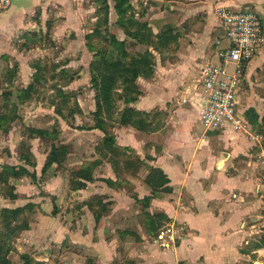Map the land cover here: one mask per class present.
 Listing matches in <instances>:
<instances>
[{"label": "crops", "instance_id": "crops-1", "mask_svg": "<svg viewBox=\"0 0 264 264\" xmlns=\"http://www.w3.org/2000/svg\"><path fill=\"white\" fill-rule=\"evenodd\" d=\"M80 1L12 0L10 7L0 12V57L6 53L4 50H8L10 35L26 28L28 18L36 11L42 16L56 14L65 17L66 30H80L81 18L87 13L80 7ZM134 3L138 4V10L145 7L144 20L154 33L157 34L163 26L168 27L169 42L165 60H156L154 77L138 81L142 84L143 94L133 105L137 111L151 113L152 126L157 129L142 133L150 139L142 141V138L131 140L130 135L122 138L128 128L121 127L122 140L116 137V141L118 146L135 150L136 155H142L141 151L146 149L144 156L153 159L149 165L162 170L168 178L171 192H158L150 201V211L167 216L169 224L163 228H173L179 224L184 233L174 237L168 250L161 249L158 244L159 249L155 242L151 255L147 256L141 248L145 245L143 241L146 236L153 235L145 232L146 236L134 237L135 243L130 248L129 256H139V259H135L136 264H244L253 261L255 255L264 256V246L258 249L243 246L248 245V236L253 234L251 231L256 227L255 223H250V227L244 228L247 219L251 221L255 207L264 204L252 200L255 194H264V165L262 177L258 179L248 159L255 144L232 137L230 128L205 133L201 125L198 128L196 111L189 104L181 102L192 89L201 67L214 62L218 48L225 46V40L221 38L223 32L218 10L254 11L262 19L264 33V0H134ZM136 20L139 21L137 13ZM118 30L123 36L119 40H123L124 33L120 27ZM245 73L248 86L246 84V95L240 97L239 103L243 107L240 111L244 113L250 108L254 109L260 122L264 118V95L254 88V82L258 81L260 74H264V46L246 66ZM191 78L194 79L193 84L187 90L184 86ZM177 95L178 102H172ZM207 134V138L203 137ZM205 141H217L222 147L217 153L212 152L205 146ZM51 170L45 182V193H48V197H60L62 190L68 194L64 220H60L61 213H53L58 207L57 200H54V204L47 197L23 200V205L32 203L37 210L34 220L38 221V229L29 227L24 231V237H28V241L41 239L44 244L45 252L38 261L46 262L58 256L57 264H86L87 260L90 264H120L119 255L128 252L127 248H122V244L128 242V236H123V233L108 234L105 226L124 217L118 214L136 202L127 201L123 186L109 187L104 182L90 183L83 190L68 192L62 174L54 166ZM102 178L116 180L112 171ZM255 180H260V183ZM54 181L61 182L62 189L60 185L56 187ZM51 184L54 185L52 188ZM134 191L141 194V198L137 196L139 199L143 198L142 192L145 196L150 195V191L143 189ZM94 195L105 196L108 199L104 202H111L106 215L98 223L85 205L87 198ZM19 200L20 197L16 201ZM65 221L75 226L72 231L68 230ZM82 222L86 224L85 230L80 227ZM263 235L264 230L259 239ZM175 239L178 240L177 244L174 243ZM29 243L31 245L32 242ZM63 243L70 247L60 251Z\"/></svg>", "mask_w": 264, "mask_h": 264}, {"label": "rangeland", "instance_id": "rangeland-1", "mask_svg": "<svg viewBox=\"0 0 264 264\" xmlns=\"http://www.w3.org/2000/svg\"><path fill=\"white\" fill-rule=\"evenodd\" d=\"M131 4H134V0H131ZM79 5L87 12L84 17L81 18L82 28L80 30L71 32L66 30L67 26L65 17L56 16V14L42 16L39 11H36L35 14L28 18L26 28L20 29L13 35H10L7 40L9 43L8 50H4L6 53L0 57V118L3 116L2 114H5L6 116L5 120L2 118L0 121V125L3 127V129H0V172L4 166H15L24 167L29 172H35L37 176L35 182L27 176L20 179L9 178L6 183L0 182V209L24 207V201H30L33 199L40 200L41 198L47 197L53 204L54 200H57L58 207L62 206L61 209L57 207L58 210L56 209L53 213H61L60 220H64L66 216L65 205L66 202H68V194H64L62 190L60 197L51 195V197H48V193H45L46 189H44L48 174L45 177H40L41 168L46 161V156L49 154L50 149L53 146L60 147L63 145L67 148L65 163L60 166H54V169L56 168V170L62 174L66 187H68L70 171L78 170L88 161L98 160L100 162L99 166L93 171V175L95 179H97L95 182H101L100 180L105 179L102 177H106V175L112 171L107 157L96 151L103 136L102 132L91 129L95 124L94 121H96L92 115L95 111L96 91L91 88L90 85V63L94 60L95 52L87 49L85 39L88 34H91L92 31L96 29L98 20L102 17V14L99 9L100 6L93 0H82L79 2ZM109 6L110 10L107 17V27L99 26L100 36L92 37L90 40L91 45L94 48H109V44L106 42L108 36H113L118 41L126 40L125 34L124 39L119 40V37L123 36H120L118 30L120 26L113 9L111 8L112 2H109ZM243 11L251 12V10ZM130 19L138 25H141L145 21L144 18L142 20L139 19V21L136 20V14ZM155 25L156 24H154V26ZM131 30H134V28ZM220 34L221 33L219 32V35ZM221 38L225 40V46L219 47L217 53L227 46L224 32ZM144 49L146 48L135 46L128 50L129 54H134L136 52H141ZM166 52L167 49L163 51L164 58L166 57ZM155 57L156 60H160L159 55L155 54ZM34 66L38 67L41 75L37 82H33V75L35 72ZM140 79L142 78L136 80V85L143 94L142 84L138 83ZM241 79L243 85L238 93L237 108L239 110L243 109L241 102L239 103V101H241L240 97L242 94L243 96L246 95L245 89L247 83L245 72ZM143 80L146 81L150 79ZM193 80L194 79L191 78L184 86L187 90L192 86ZM254 83L256 84L254 88L258 90V93L264 95V74H260L258 81H255ZM29 84H32L35 87V90L28 101L19 104L15 99V96L19 90L25 89ZM59 92H61V95ZM64 96L66 98H63ZM63 99L66 100L65 103H63ZM178 100L179 96L177 95L176 99H173L172 102L177 103ZM255 100H258V98L255 97ZM133 105H131V107L135 109ZM114 106L115 110L113 111V114L109 117L104 115L103 120L105 121L104 127L106 128V131L109 133L111 132V134L114 135L116 144V137L122 140V138H125L127 135H130L131 140H137L139 138H142V141L150 140L144 137L142 132L131 131L129 127H127L128 130L126 131V134L121 138L122 134L120 132H122L123 129L121 127L125 126L118 125L117 121L124 105L120 100L115 99ZM56 108H61L63 118L55 115ZM151 116V113H149L147 121L151 122ZM260 116L263 117L262 115ZM261 119L264 120V118ZM165 120H167V118ZM246 121L250 133L262 138L260 141L261 143H256L252 150H250L252 155L248 158L252 162L250 168L253 169L255 177L260 179L263 174L264 165V157H261L260 154L261 149L264 148V128H251L247 119ZM198 128H201L199 122ZM34 130L47 131L51 132V134L52 132H55V134H50L51 136L48 137H39V135L33 133ZM232 135V137L243 138L245 141L252 142L249 137L244 134H239L233 131ZM207 136L209 135L207 134L203 137L207 138ZM220 145L221 144L217 141L205 143L206 147L216 153L221 149L222 146ZM145 150H142V155H139L142 159L146 157L144 156ZM224 150L225 149H222V151ZM133 152L135 153L136 151L133 150ZM128 156L133 158L134 155ZM239 160L241 161L242 159ZM146 164L150 166L151 161H148ZM144 165L140 168L137 176H130L126 173V175L121 174L120 176L119 184L126 189L125 196H127V201L129 203L134 201L132 196H138L141 198V194L134 191L135 189H139V191L141 189L144 191H150L143 183L146 175V165ZM51 168H53V166ZM54 182L56 187H58V185L61 187V184H59L61 182ZM255 182L260 183V180H255ZM51 186L54 185L51 184L50 187ZM67 190L68 192L71 191L69 190V187ZM10 194L15 195L16 198L10 199ZM260 195L262 197L256 194L255 196L252 195V200H258L259 203L264 202V194L262 195L260 192ZM18 197H20V200L16 201ZM142 197H145L144 192H142ZM103 199L107 200L108 198L103 196ZM77 201L78 200H75V202ZM109 204H111V202H109ZM34 207L35 206L33 205V208L25 210L24 213L20 214L19 218L13 224L20 225L21 223H26L28 229L29 227L38 229V221L34 220L37 210ZM141 207L142 203H132L128 209H123V213L118 214L119 216L123 215L124 217H120L116 222H113L114 224L108 227L105 226L108 230V234L113 232L114 235L116 233H123V236H128V242L122 244V248H127L128 252L126 251L127 254L119 255L118 262L120 264H136L135 259H139V256H129V252L130 248L135 243V241H133L135 239L134 237L146 236L145 226L143 225V223H145V216L143 214L146 212H149V214H156L155 212L150 211L151 206H149L148 209H141ZM251 215H253V219H251V221H248L247 219L244 228L250 227V223H255L256 227L251 231L253 234L248 236V245L243 246L249 249H258L260 248L259 237L263 234L264 230V204L255 207ZM66 223L67 222L65 221V224ZM168 224L169 222L164 223L161 228L163 229V227ZM66 227L69 231H72L75 226L66 224ZM80 227L85 230L86 224L82 222ZM161 228H159V230ZM173 229V239L175 236L184 233V230L180 229L179 224H175ZM24 231L26 230L19 231L17 236L12 238L7 244V247L9 248V260L12 264H24L22 256L25 255L28 256L32 262H41L38 260L45 252L44 244L41 239L37 238L28 241V237H24ZM2 233L3 229L0 224V241ZM157 234L155 233L151 237L146 236L143 241L145 242V245H143L144 247L142 246L141 249L145 255H151V248L154 247L155 242L157 247L159 249L161 248L158 245L160 242L157 238ZM30 241L32 242L31 245H29ZM177 241L178 240L175 239L174 243L177 244ZM170 245H172V242L161 249L166 250ZM69 247L70 246L66 243H63L60 251ZM70 249L72 250V247ZM75 249L77 248L75 247ZM56 258H58V256ZM56 258L41 263L57 264L58 259L56 260ZM244 264H264V256L255 255L253 261L249 260Z\"/></svg>", "mask_w": 264, "mask_h": 264}, {"label": "trees", "instance_id": "trees-1", "mask_svg": "<svg viewBox=\"0 0 264 264\" xmlns=\"http://www.w3.org/2000/svg\"><path fill=\"white\" fill-rule=\"evenodd\" d=\"M93 1L100 6L99 9L101 10L102 17L99 18L96 29L85 37L87 49L95 52L94 60L90 63V85L91 88L96 91L95 111L92 113L96 121H94L95 124L91 129L102 132L103 136L96 151L107 157L111 170L116 177L115 181L110 179L99 180L109 187H119L121 174L137 176L140 168L145 164L146 175L143 183L150 190V195L142 199L135 196H132V198L137 204L142 203L141 209H148L151 199L156 197L158 192H171V189L168 188V178L164 175L162 170L146 164L148 161L153 160L151 156H146L142 159L139 155H136L131 148L118 146L115 142L114 135L106 131L103 117L104 115L109 117L113 114L115 110L114 101L117 99L124 105L123 110L118 116V125L131 127L142 133H151L157 129L152 126L150 121H147L149 113L137 111L133 109L131 105L135 104L142 95L136 85V80L139 78L152 79L154 77L156 65L155 54L160 56V60H165L163 51L168 47V27L163 26L156 35L146 21L141 25L132 22L130 18L136 13L140 20L144 18L145 7L142 10H138V4H131V0ZM109 2H112L111 8L115 13L120 28L126 35V40L118 41L115 37L108 36L106 42H108L109 48H94L90 40L92 37L100 36L99 26L107 27V17L110 10ZM99 12L97 11L98 14ZM131 27L134 28V30H131ZM135 46L144 47L146 49L141 52L129 54L128 49ZM34 67L33 82H37L41 75L38 67ZM34 90L35 87L29 84L25 89L19 90L15 99L19 104L26 102L32 96ZM59 94L61 95V92H59ZM63 98L66 97L64 96ZM65 102L66 100L63 99V103ZM2 115L0 121L2 118L4 120L6 119L5 114ZM55 115L63 118L61 108H56ZM244 115L251 128H264V120L259 122V116L254 109L250 108L246 110ZM0 129H3L1 125ZM33 133L39 135V137H48L55 134V132L51 134V132L42 130H34ZM128 155L134 156L132 158ZM66 156L67 148L65 146L51 147L49 154L46 156V161L41 168L40 177L47 176L52 166L64 164ZM99 164L100 162L98 160L88 161L78 170H71L68 181L69 190L80 191L85 189L88 184L97 181L93 175V171ZM25 176L29 177L33 182L37 179L35 172H29L24 167L4 166L0 172V182L6 183L9 178L20 179ZM9 196L10 199L16 198L13 194ZM85 205L93 213L95 222L98 223L99 219L107 213L110 204L109 202H104L103 196L94 195L86 200ZM31 208H33V204H27L24 207L14 209H0V224L3 229L0 241V264H12L8 258L9 248L7 244L12 238L17 236L19 231L28 229L26 223H21L20 225L13 223L19 218L20 214ZM143 215L145 216V223H143V225L145 226L146 233L149 235L157 234L159 228L169 221L167 216L162 213L149 214V212H146ZM259 246H264V235L260 238ZM22 259L24 260V264H42L41 262H32V260L25 255L22 256ZM86 264H90L88 260Z\"/></svg>", "mask_w": 264, "mask_h": 264}, {"label": "built area", "instance_id": "built-area-1", "mask_svg": "<svg viewBox=\"0 0 264 264\" xmlns=\"http://www.w3.org/2000/svg\"><path fill=\"white\" fill-rule=\"evenodd\" d=\"M11 3L12 0H0V12L8 9ZM218 18L227 46L217 53L215 62L201 67L192 89L181 102L196 111L205 133L230 128L248 136L254 144H260L262 138L250 133L244 113L237 105L245 67L264 46L262 19L255 12L229 8H220ZM260 154L264 157V148ZM173 234L171 227L160 230L157 234L159 245L168 246Z\"/></svg>", "mask_w": 264, "mask_h": 264}]
</instances>
